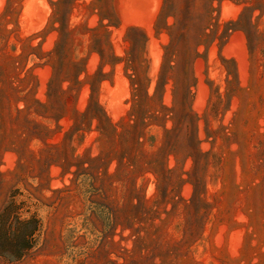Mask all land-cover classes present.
<instances>
[{
	"label": "rangeland",
	"instance_id": "obj_1",
	"mask_svg": "<svg viewBox=\"0 0 264 264\" xmlns=\"http://www.w3.org/2000/svg\"><path fill=\"white\" fill-rule=\"evenodd\" d=\"M31 215L0 264H264V0H0V242Z\"/></svg>",
	"mask_w": 264,
	"mask_h": 264
},
{
	"label": "trees",
	"instance_id": "obj_2",
	"mask_svg": "<svg viewBox=\"0 0 264 264\" xmlns=\"http://www.w3.org/2000/svg\"><path fill=\"white\" fill-rule=\"evenodd\" d=\"M3 228H5V237L0 242V252L4 250L12 251L9 252L11 253L10 259L15 261L33 249L34 235L39 228V220L34 215L23 220L15 218L13 223L7 222V219H5ZM17 228L21 229L18 241L16 236Z\"/></svg>",
	"mask_w": 264,
	"mask_h": 264
}]
</instances>
